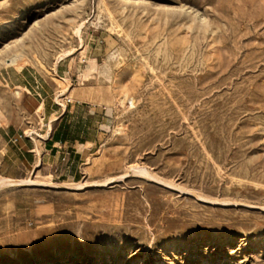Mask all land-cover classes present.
Here are the masks:
<instances>
[{
    "label": "rangeland",
    "instance_id": "obj_1",
    "mask_svg": "<svg viewBox=\"0 0 264 264\" xmlns=\"http://www.w3.org/2000/svg\"><path fill=\"white\" fill-rule=\"evenodd\" d=\"M27 74L90 151L23 166ZM0 179V264H264V0H0Z\"/></svg>",
    "mask_w": 264,
    "mask_h": 264
},
{
    "label": "crops",
    "instance_id": "obj_2",
    "mask_svg": "<svg viewBox=\"0 0 264 264\" xmlns=\"http://www.w3.org/2000/svg\"><path fill=\"white\" fill-rule=\"evenodd\" d=\"M31 82L35 85L37 84L36 89L39 90V92L33 89ZM17 87L26 90H34L35 94L33 95V108L31 112L34 114L41 112L40 119L43 122L40 128L41 133L37 134V138H24V140L20 139L16 142L18 143L17 148L24 167L28 166L33 168L36 173L39 169L45 170L49 168V165L55 162V158L56 156L58 157L61 149L66 146L72 147L74 150L81 147L82 152L87 150L90 151L95 146V141H89L86 136H83V133L86 131L85 126L83 128L81 126L76 127V124L68 126L64 131L65 133L62 130H58L64 116L66 114L69 116L73 110L67 102L66 104H61L55 102V100H51L50 95L44 92L42 85L38 84L37 81H32V75L27 74V79L22 76V81ZM76 130H81V133L77 134L74 139H71ZM87 145H90V148L87 147ZM71 153L76 154L79 153V151H72ZM61 154H64V152H61Z\"/></svg>",
    "mask_w": 264,
    "mask_h": 264
},
{
    "label": "bare ground",
    "instance_id": "obj_3",
    "mask_svg": "<svg viewBox=\"0 0 264 264\" xmlns=\"http://www.w3.org/2000/svg\"><path fill=\"white\" fill-rule=\"evenodd\" d=\"M68 53V52H67ZM73 53V51L71 53H68L67 55L68 56H71ZM66 54V53H65ZM64 55V54H63ZM62 55V57H63ZM61 57V56H60ZM61 57V58H62ZM65 57V56H64ZM60 59V58H59ZM65 59V58H64ZM21 61L22 59L20 58V56H14L10 59H8L6 62H5V65L7 66H13V67H21ZM17 90H20V89H17ZM16 94L18 95L19 92L17 91ZM21 94V93H20ZM70 94V89L67 88L63 91V94L61 96H68ZM68 99V97H67ZM118 132V131H117ZM38 165V164H37ZM3 185L5 184V180L4 179H0V185ZM7 184L11 185V186H23V185H26V184H37L36 182H34L33 180H30V181H9ZM42 185V184H41ZM45 185V184H44ZM46 186V185H45ZM55 187V186H54ZM58 187V186H57ZM84 186H79L78 188H83ZM66 188V187H65ZM58 189V188H57Z\"/></svg>",
    "mask_w": 264,
    "mask_h": 264
},
{
    "label": "trees",
    "instance_id": "obj_4",
    "mask_svg": "<svg viewBox=\"0 0 264 264\" xmlns=\"http://www.w3.org/2000/svg\"><path fill=\"white\" fill-rule=\"evenodd\" d=\"M67 116H68V114H66L65 116H64V119H63V121H62V123H64V121H65V119L67 118ZM66 126L64 125V127H62V131L64 132L65 130H66ZM65 133V132H64Z\"/></svg>",
    "mask_w": 264,
    "mask_h": 264
},
{
    "label": "built area",
    "instance_id": "obj_5",
    "mask_svg": "<svg viewBox=\"0 0 264 264\" xmlns=\"http://www.w3.org/2000/svg\"><path fill=\"white\" fill-rule=\"evenodd\" d=\"M66 102L69 104L70 103V100L69 99H65ZM20 138V137H19ZM13 143H16L18 141L17 138H14L13 140H11Z\"/></svg>",
    "mask_w": 264,
    "mask_h": 264
}]
</instances>
